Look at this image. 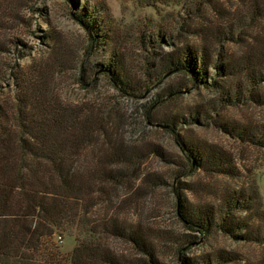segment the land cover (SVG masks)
Segmentation results:
<instances>
[{"label":"rangeland","instance_id":"rangeland-1","mask_svg":"<svg viewBox=\"0 0 264 264\" xmlns=\"http://www.w3.org/2000/svg\"><path fill=\"white\" fill-rule=\"evenodd\" d=\"M229 27L200 0H0V105L17 115L20 90L40 80L55 101L103 112L95 149L121 140L132 152L127 180L106 184L89 213L102 223L114 213L127 229H102L116 257L264 264V102L250 98L259 84L228 74L225 63L246 50L217 36ZM186 53L194 63L166 71ZM205 211L208 230L187 223ZM224 213L244 224L223 230ZM140 232L151 245L137 246ZM58 235L70 253L76 237Z\"/></svg>","mask_w":264,"mask_h":264},{"label":"trees","instance_id":"trees-1","mask_svg":"<svg viewBox=\"0 0 264 264\" xmlns=\"http://www.w3.org/2000/svg\"><path fill=\"white\" fill-rule=\"evenodd\" d=\"M200 1L209 4L210 10L230 25V30L219 31L217 36L246 48L242 56L225 63L228 74H244L252 86L259 84V91L251 92L250 98L263 103L264 0ZM204 31L208 39L211 34ZM190 56L186 53L184 61L168 64L166 71L194 63ZM115 83L121 90L129 89ZM239 91L237 88L234 95L242 93ZM20 94L17 115L0 105V264H144L143 259L116 257L103 246L102 229L113 236L128 233L114 213L103 223L89 214L99 200L97 193L107 192L106 184L115 187L127 180L123 164L132 162L130 148L121 140H110L106 141L109 147L99 144L95 149L99 135L106 129L103 112L93 104L55 101L40 80L28 82ZM29 106L33 111L27 110ZM89 141H93L91 151H95L91 155L87 150ZM256 194L264 218L262 197L258 190ZM232 200L228 201L229 210L238 206L239 199ZM211 218L205 211L199 220L186 221L208 230ZM222 221L219 226L228 231L244 224L229 213H224ZM225 222L231 226L225 227ZM62 231L73 233L77 241L67 254L55 237ZM142 234L133 235V241L148 247L151 241ZM151 262L157 263L153 259Z\"/></svg>","mask_w":264,"mask_h":264},{"label":"built area","instance_id":"built-area-1","mask_svg":"<svg viewBox=\"0 0 264 264\" xmlns=\"http://www.w3.org/2000/svg\"><path fill=\"white\" fill-rule=\"evenodd\" d=\"M58 239L61 241L62 240V237L61 236H58Z\"/></svg>","mask_w":264,"mask_h":264}]
</instances>
